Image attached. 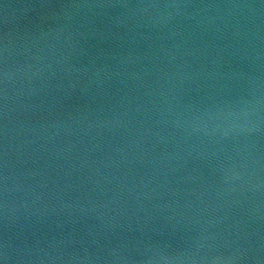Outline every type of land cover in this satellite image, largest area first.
Instances as JSON below:
<instances>
[{"label":"water","instance_id":"95a60500","mask_svg":"<svg viewBox=\"0 0 264 264\" xmlns=\"http://www.w3.org/2000/svg\"><path fill=\"white\" fill-rule=\"evenodd\" d=\"M0 264H264V0H0Z\"/></svg>","mask_w":264,"mask_h":264}]
</instances>
